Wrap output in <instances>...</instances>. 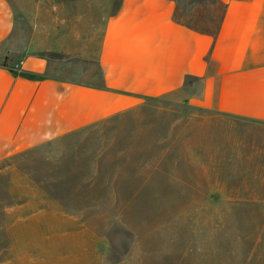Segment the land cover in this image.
Segmentation results:
<instances>
[{
  "label": "rangeland",
  "instance_id": "obj_1",
  "mask_svg": "<svg viewBox=\"0 0 264 264\" xmlns=\"http://www.w3.org/2000/svg\"><path fill=\"white\" fill-rule=\"evenodd\" d=\"M8 1L25 40L84 0ZM212 1L177 14L211 29ZM0 264H264V126L161 98L7 162Z\"/></svg>",
  "mask_w": 264,
  "mask_h": 264
},
{
  "label": "crops",
  "instance_id": "obj_2",
  "mask_svg": "<svg viewBox=\"0 0 264 264\" xmlns=\"http://www.w3.org/2000/svg\"><path fill=\"white\" fill-rule=\"evenodd\" d=\"M80 3L18 40L0 0V166L161 98L264 126V0H213L211 29L184 22L180 0Z\"/></svg>",
  "mask_w": 264,
  "mask_h": 264
},
{
  "label": "trees",
  "instance_id": "obj_3",
  "mask_svg": "<svg viewBox=\"0 0 264 264\" xmlns=\"http://www.w3.org/2000/svg\"><path fill=\"white\" fill-rule=\"evenodd\" d=\"M22 76L27 77L29 79H36V76L31 75V74H22Z\"/></svg>",
  "mask_w": 264,
  "mask_h": 264
}]
</instances>
